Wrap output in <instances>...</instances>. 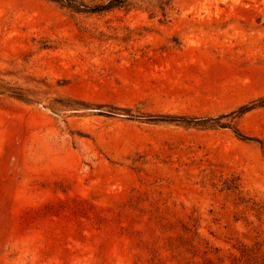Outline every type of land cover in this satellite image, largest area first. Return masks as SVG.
<instances>
[{
  "label": "rangeland",
  "instance_id": "rangeland-1",
  "mask_svg": "<svg viewBox=\"0 0 264 264\" xmlns=\"http://www.w3.org/2000/svg\"><path fill=\"white\" fill-rule=\"evenodd\" d=\"M109 2L0 0V264H264V0Z\"/></svg>",
  "mask_w": 264,
  "mask_h": 264
},
{
  "label": "trees",
  "instance_id": "trees-1",
  "mask_svg": "<svg viewBox=\"0 0 264 264\" xmlns=\"http://www.w3.org/2000/svg\"><path fill=\"white\" fill-rule=\"evenodd\" d=\"M57 1L62 2V3L68 2L69 4H72L76 0H57ZM123 3H124V0H110V2L107 3L106 5L97 6V7L114 8V7L122 5ZM259 105H264V99L260 100ZM255 106H257L256 103H253L251 105H243L238 110L230 113V115L242 114L245 111H248V110L254 108ZM102 112H105V111H102ZM110 113H113V112H110ZM165 118H168L170 120H187L188 124H195V125H201V126H206V124L209 120H214L216 122L215 124H217V125L228 126L227 125L228 123H224L221 121V119H220L221 117H219V118H203V117H197V116L196 117H185V116H165V115H161V116L151 115L149 117L150 120H156V119L163 120ZM235 132L237 133L238 136H240L244 139H252L251 137L244 135L238 128L235 129Z\"/></svg>",
  "mask_w": 264,
  "mask_h": 264
}]
</instances>
